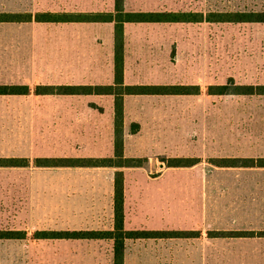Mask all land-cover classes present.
Instances as JSON below:
<instances>
[{
	"label": "rangeland",
	"instance_id": "1",
	"mask_svg": "<svg viewBox=\"0 0 264 264\" xmlns=\"http://www.w3.org/2000/svg\"><path fill=\"white\" fill-rule=\"evenodd\" d=\"M69 1L17 3H35L48 12L53 4L65 6ZM75 1L116 13L114 0ZM124 9L203 15L202 20L150 23L134 29L133 44L141 41L138 47L145 50L148 60L162 64L163 72L167 68L170 81L199 86L191 94L135 97L133 104L141 109L127 117L131 124L139 122L140 130L128 135L125 153L143 159L142 166L124 171L127 210L129 215L138 212L141 224L155 225L147 211H176L182 195L193 204L201 188V182L195 181L199 169L169 166L167 158L199 156L206 162L199 167L212 169L210 158L231 153L244 139L251 146L264 142V94L209 90L211 85L227 82L264 84V22L207 19L220 12L264 10V0H124ZM58 40L53 37V22L0 24V61L17 62L25 68L19 78L35 81L27 84L31 95L0 96V126H8L7 136L15 138L5 151L34 162L17 171L0 170V229L25 232L24 239L0 241L1 253L16 255L3 257L0 264H110L113 240L35 237L38 230L99 227L104 219L101 210L106 208L100 194L107 195L109 190L108 184L100 182L93 191L88 181L61 180L64 173L36 164L37 157H53V95L38 93L37 88L53 85ZM30 65L36 69L30 70ZM105 221L109 226L111 220ZM165 225L176 227V221L170 218ZM176 247V239L154 245L159 251Z\"/></svg>",
	"mask_w": 264,
	"mask_h": 264
},
{
	"label": "crops",
	"instance_id": "2",
	"mask_svg": "<svg viewBox=\"0 0 264 264\" xmlns=\"http://www.w3.org/2000/svg\"><path fill=\"white\" fill-rule=\"evenodd\" d=\"M18 0H2L0 12L22 14L23 20L0 21L5 23L53 22V37L59 38L53 54V85L63 84H98L115 85V30L116 20H66L41 21L37 13L42 9L35 3L21 4ZM115 4V0H114ZM115 6V5H114ZM116 9V8H115ZM47 10H44L46 12ZM52 13H88L112 12L103 7L91 6L87 3L70 0L65 6L53 4ZM179 21H124V83L125 84H175L168 79V70L163 72V65L145 56L146 52L138 47L141 41L133 44L136 25ZM147 23V24H146ZM135 42V41H134ZM60 57L57 60L54 58ZM35 70L33 65L28 66ZM23 68L17 62L0 61V84H28L35 81L20 79ZM166 77V78H165ZM38 94V93H37ZM171 95V93H169ZM167 94H129L123 95L124 104V154L127 137L138 133L132 132L127 117L140 110L133 102L149 96ZM181 94V93H172ZM191 94V93H189ZM28 93L0 94V96H26ZM53 157H115V102L117 94L113 93H53ZM254 95V94H248ZM139 125L140 123L137 122ZM8 126H0V157H20L10 155L5 148L11 136ZM104 150H107L105 152ZM137 157V156H136ZM191 165L180 167L199 169L195 181L201 182L192 201L181 196L176 211L149 210L155 225H143L138 220V212L129 215L127 210V194L125 174L129 166H53V173H64L65 181H88L90 188L97 190L99 182L108 184V194L101 192L106 201L105 210H101L104 219L99 227L80 228L95 230H114L115 228V174L122 170L125 177L124 228L131 229H166L188 231L192 234L177 237L125 238L124 264H264V166L243 165L239 158L264 157V142L251 146L244 139L236 144L232 152L225 156L210 158L212 169L200 168L204 165L199 156ZM228 158L226 165H220L217 158ZM30 159L25 165H0V170L17 171L24 166L32 165ZM224 170V173H223ZM108 204H111L109 208ZM109 215L106 216L105 214ZM176 221V227L165 225ZM111 220L106 226L105 220ZM131 223H130V221ZM161 219V220H160ZM167 219V220H166ZM165 220V221H164ZM133 222V223H132ZM161 224V225H160ZM175 226V225H174ZM219 232H224L220 234ZM24 237H4L5 240H21ZM39 239V238H38ZM66 240H113L112 252L109 253L110 264H114L115 238H53ZM177 240V247L155 249L160 241ZM85 256L90 253L83 254ZM100 255H105L101 253ZM108 255V254H107ZM16 256L0 252L3 257Z\"/></svg>",
	"mask_w": 264,
	"mask_h": 264
},
{
	"label": "trees",
	"instance_id": "3",
	"mask_svg": "<svg viewBox=\"0 0 264 264\" xmlns=\"http://www.w3.org/2000/svg\"><path fill=\"white\" fill-rule=\"evenodd\" d=\"M116 13L112 12H88V13H37V20L41 21H66V20H116L115 30V85L98 84H63L44 85L37 88L38 93H113L117 94L115 102V157H37L36 164L39 166H142L141 157H127L124 154V104L123 95L129 94H189L199 91L198 85L190 84H125L124 83V21H197L202 20L203 15L199 12H176V11H126L124 0H115ZM25 17L18 13L0 12V21L23 20ZM208 20L219 21H259L264 22V10L229 11L220 12L216 18L208 17ZM28 85L0 84V94L28 93ZM211 93L219 94H264V84H241L224 83L214 84L209 87ZM132 132L139 130V124H131ZM165 161V159H162ZM169 166L191 165L197 161L194 157H171L166 159ZM243 165L264 166V157L239 158ZM220 165H226L228 158H217ZM26 158L0 157V165H25ZM124 196L125 177L122 170L115 174V228L114 230H44L36 231V238H115L114 264H124L125 238L147 237H177L190 235L192 232L166 229H131L124 228ZM224 234V232H219ZM22 230L0 229V238L24 237Z\"/></svg>",
	"mask_w": 264,
	"mask_h": 264
}]
</instances>
